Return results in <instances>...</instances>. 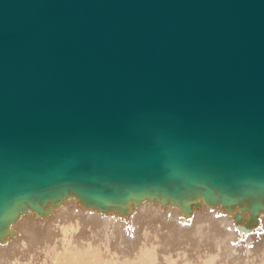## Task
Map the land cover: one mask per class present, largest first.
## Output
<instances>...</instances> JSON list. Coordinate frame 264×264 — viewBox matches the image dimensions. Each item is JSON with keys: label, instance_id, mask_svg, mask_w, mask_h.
<instances>
[{"label": "water", "instance_id": "water-1", "mask_svg": "<svg viewBox=\"0 0 264 264\" xmlns=\"http://www.w3.org/2000/svg\"><path fill=\"white\" fill-rule=\"evenodd\" d=\"M195 186L264 189V0H0V228Z\"/></svg>", "mask_w": 264, "mask_h": 264}, {"label": "bare ground", "instance_id": "bare-ground-1", "mask_svg": "<svg viewBox=\"0 0 264 264\" xmlns=\"http://www.w3.org/2000/svg\"><path fill=\"white\" fill-rule=\"evenodd\" d=\"M68 189L20 204L0 264H264V189L227 203L219 189L148 188L107 207Z\"/></svg>", "mask_w": 264, "mask_h": 264}]
</instances>
